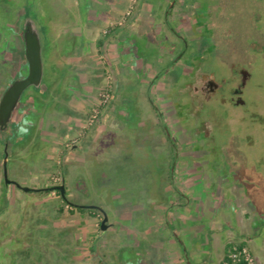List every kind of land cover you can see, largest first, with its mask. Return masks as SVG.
<instances>
[{
    "label": "rangeland",
    "instance_id": "1",
    "mask_svg": "<svg viewBox=\"0 0 264 264\" xmlns=\"http://www.w3.org/2000/svg\"><path fill=\"white\" fill-rule=\"evenodd\" d=\"M29 1L25 11L19 9L11 21L0 10V66L8 63V80L22 78L27 72L22 38L26 13H35L44 45L43 78L38 90L30 86L22 92L23 100L12 110L9 125L0 130V192L6 150L9 179L36 188L62 183L67 201L102 208L107 225L117 219L115 228L109 225L100 230L101 214L97 209L80 213L66 205L55 190L23 191L14 184H5L0 213V264H92L96 249L95 245L92 249V241L98 244L113 233L132 236L128 226L133 227L137 218L149 210L144 199L150 202L137 192L142 188L145 192L149 183H156L155 176L166 168L173 180L178 173L173 172V167L177 169L183 160L200 162L193 173L213 166L227 177L235 174L237 183L244 187L239 191H245L247 207L264 217V0H178L171 27L177 28L183 21L188 31L178 28L181 40L173 45L170 56L158 59L155 68L159 78H151L150 84L141 83L150 61L142 42L152 35L150 30L156 22L150 23L148 14H144L136 21L138 29L130 27L122 36L132 40L135 60L140 64L135 76L120 86L117 82L113 85L111 73L102 70L101 59L96 65L85 58L77 63L75 53L70 51L73 41L81 48L88 46L90 10L112 6L116 0L89 4L86 0H21ZM73 31L79 35H73ZM180 55L185 68L173 65ZM216 62L221 68L235 62L248 68L252 77L244 99L250 111L256 113L254 120L252 115L241 119L240 111L228 102L192 101L190 88L197 75L213 68ZM168 63L171 64L167 66ZM94 69L100 71L96 77ZM7 79L0 78V96ZM107 84L110 97L106 104L110 103L101 120L107 127L102 133H89L78 155L72 146L76 137L70 126H75L81 117V124L85 123ZM155 84L160 87L157 93ZM134 89L139 92L138 98ZM87 104L88 109H82ZM105 105L99 107L100 112ZM228 112L243 134L233 137L230 129L237 126L227 125ZM150 128L156 133L159 128L164 130L170 142L165 145L163 137L150 136ZM5 135L7 148L3 143ZM172 140L180 146L176 151L171 148ZM166 149L168 156L163 153ZM135 200L142 203L143 211L124 210ZM226 217L220 236L225 237L229 228L234 233L244 232L230 214ZM247 233L246 245L264 264V219L248 224ZM211 264H217L214 258Z\"/></svg>",
    "mask_w": 264,
    "mask_h": 264
},
{
    "label": "crops",
    "instance_id": "2",
    "mask_svg": "<svg viewBox=\"0 0 264 264\" xmlns=\"http://www.w3.org/2000/svg\"><path fill=\"white\" fill-rule=\"evenodd\" d=\"M96 1L86 0V4ZM177 1L135 0V4L132 3V7H130L131 3L124 4L120 0H116L112 6H96L90 10L88 17L86 33L89 42L87 48H81L77 41H73L71 45L70 51L75 53L74 60L78 63L84 58L88 61L91 59L95 64L101 59L104 64L102 70L111 73L113 85L114 82H117L118 86L122 83L126 84L129 81L128 77L135 76L140 60H135V47L132 40L126 41L122 36L130 27L138 29V20L144 14H148L149 22H156V25L150 30L152 35L149 34L150 36L142 42L149 53L150 61L147 63L145 79L141 83L150 84L151 78H159L158 70L155 68L158 66V59L163 60L166 56H170L173 45L176 46V42L181 40L178 28L188 31L183 21L178 24L177 28L171 27V23L177 15V10L174 7ZM127 10L129 11L125 14ZM122 17L123 20L120 22ZM91 25L92 27H89ZM71 33L79 35L78 31ZM181 60L180 55L173 61V65L184 68ZM169 64L171 63H168L167 66ZM92 72L93 77H96L100 71L94 69ZM152 86H154L153 81ZM155 87L156 93L160 91L159 84H155ZM133 94H135V98H138L137 89H134ZM108 104L102 108L99 119L85 128L83 132H80L83 125L81 123L84 120L82 117L76 119L75 126H70L74 137H76V142L72 145L75 152L78 151L80 144L89 133H102L106 129L107 125L102 124L101 120L102 114L107 111ZM81 107L88 109V104ZM154 110L158 116L157 110ZM161 119L163 120V118ZM157 121L156 119L153 123L157 124ZM159 129L160 132L156 133L150 128L149 135L155 136L156 139L163 137L161 140L167 145L170 140L165 137L161 128ZM95 142L97 140L93 143ZM163 153L168 156L167 149L163 150ZM179 162L181 168L187 164L188 170L178 171L173 180L170 179L167 169L163 170L161 174L155 176L156 183H149V188L146 187L148 191L145 189L144 192L142 188L137 192L138 195L149 198L150 202L148 203L144 199L149 210L145 211V214L141 215L142 217L137 218L133 227L128 226L132 228L130 231L132 236H127L123 232L118 236L113 233L98 244L92 241V249L94 245L96 247L93 251L92 264H211L213 258L217 264H221L230 243L243 242L247 244L248 224L253 225L257 221L260 222L264 217L258 216L252 212L253 209L247 207L245 192L217 187V184L237 182L239 178L232 173L230 177L226 176L228 174L217 173V168L213 166L200 171V173H193L194 171L190 167L195 168L200 164L199 161V163L193 162V160ZM193 186L196 189H192ZM190 202L192 203L190 204ZM131 209L143 211L142 203L135 200L129 208L124 210ZM249 210H251L250 214ZM149 212L150 214H148ZM227 214H230V217L235 219L238 225L244 227V232L234 233L229 228L226 230L225 237L219 235L220 229L223 228L222 225L226 224ZM116 219L117 217L109 225L113 227ZM254 256L257 264H260L257 256L255 254Z\"/></svg>",
    "mask_w": 264,
    "mask_h": 264
},
{
    "label": "flooded vegetation",
    "instance_id": "3",
    "mask_svg": "<svg viewBox=\"0 0 264 264\" xmlns=\"http://www.w3.org/2000/svg\"><path fill=\"white\" fill-rule=\"evenodd\" d=\"M184 46H186V44ZM204 71L205 72H202L201 75H197V80H195L194 85L191 86L190 88L191 99L194 103H197L198 101L205 103L206 101H209V100H213L216 104L217 102L220 104L224 102L225 103L228 102V104L232 108L238 109L240 111L241 119H244L245 117L252 115V120H254V118L256 117L254 115H256V113L254 114L250 111V108L246 106L247 101L244 99L246 88L248 85L247 83L252 77L251 73L249 72L246 66L238 64V62H235V64L221 68L220 65H217V62H216L213 68H210ZM230 109L231 108H227V111H229ZM227 116H228V118L226 119L227 125L237 126V123L233 121V114L228 112ZM18 120H19L18 123L22 121L21 118H18ZM19 126L21 125L19 124L18 127ZM198 126L200 125L198 124ZM162 131L164 133V130ZM230 131L232 132L233 137L238 136V133L240 135L242 133L239 125L237 126V129L235 130L230 129ZM233 132H235V134H233ZM173 141L174 140H172L171 148L174 147L176 151L180 146L178 145V143L173 142ZM196 154L198 153H195V155ZM195 155L192 154V156H195ZM190 169H192V171L196 170V168L194 167L193 168L190 167ZM175 170L184 171V170H188V168H185V167L181 168L179 166L177 169H175V166H174L173 172H175ZM240 185L241 184L237 182H234V184L230 182H226V184H219V185L217 184V187L224 189V190L231 189V190H236L240 192L239 190L244 188L243 186L241 187ZM244 192L245 191L243 190V193ZM62 200L67 202L68 204L67 200L65 199H62Z\"/></svg>",
    "mask_w": 264,
    "mask_h": 264
},
{
    "label": "water",
    "instance_id": "4",
    "mask_svg": "<svg viewBox=\"0 0 264 264\" xmlns=\"http://www.w3.org/2000/svg\"><path fill=\"white\" fill-rule=\"evenodd\" d=\"M23 27V51L27 62V72L24 77L13 80L3 91L0 96V130L4 129L10 123V115L20 100L22 92L30 86H40L43 78V41L39 27L35 21L25 17L22 22ZM2 174L5 184H14L23 191H39L45 187L22 186L7 177V152L4 150L2 158ZM52 190H58L62 199H66L64 184L50 187ZM68 204L75 208L97 209L101 213L99 222L100 230L107 227V215L105 211L95 205L75 204L68 201Z\"/></svg>",
    "mask_w": 264,
    "mask_h": 264
},
{
    "label": "built area",
    "instance_id": "5",
    "mask_svg": "<svg viewBox=\"0 0 264 264\" xmlns=\"http://www.w3.org/2000/svg\"><path fill=\"white\" fill-rule=\"evenodd\" d=\"M135 0H131V3H134ZM132 7V4L130 5ZM126 11L125 14L128 13ZM123 20L121 18L120 22ZM110 97V89L108 84L99 92V103L97 106L90 110L89 115L87 116L85 123L82 125V128L85 129L88 126L94 124L100 113V106L105 105ZM221 264H257L254 254L251 252L249 247L243 242H233L230 243L224 253V256L221 260Z\"/></svg>",
    "mask_w": 264,
    "mask_h": 264
},
{
    "label": "trees",
    "instance_id": "6",
    "mask_svg": "<svg viewBox=\"0 0 264 264\" xmlns=\"http://www.w3.org/2000/svg\"><path fill=\"white\" fill-rule=\"evenodd\" d=\"M29 3H30V1L27 3H22L21 0H19L18 2H15L14 0H0V10L3 11L5 14V17L8 20H10L11 18H16V16H18L17 13H18L19 9L25 11V8H26V6H28ZM25 4H27V5L25 6ZM26 14L27 15L25 17H29V18L36 21L35 13H33V14L26 13ZM43 50H44V45H43ZM43 56H44V54H43ZM7 77H8V63L6 65H4L3 67L0 66V78L1 79H4V78L7 79ZM12 81L13 80H11V79L10 80L7 79V81L4 82V84H6V86H8ZM35 89L38 90L36 87H35ZM21 100H23V99H21ZM32 101H33V104H36V102H37V101H35L34 98H32ZM3 143H4V147L7 148L9 145V142L7 140V135L3 136ZM4 189H5V183H4V181H2L1 182V192H0V213H2L3 208H4V206L2 205L3 200H4V192H3ZM51 191H53V190L50 187H45V189L39 190L38 192L49 193ZM55 192L60 196L58 190H55ZM60 199H61V197H60ZM64 203L67 205V202L64 201ZM71 209H74L75 211L80 212V213H82V212H88V213L95 212L94 209L75 208V207H71Z\"/></svg>",
    "mask_w": 264,
    "mask_h": 264
}]
</instances>
